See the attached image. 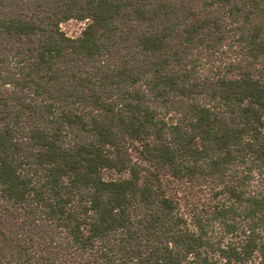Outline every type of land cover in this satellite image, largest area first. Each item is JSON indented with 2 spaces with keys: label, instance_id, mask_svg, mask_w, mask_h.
<instances>
[{
  "label": "trees",
  "instance_id": "16d2710c",
  "mask_svg": "<svg viewBox=\"0 0 264 264\" xmlns=\"http://www.w3.org/2000/svg\"><path fill=\"white\" fill-rule=\"evenodd\" d=\"M0 264H264V0H0Z\"/></svg>",
  "mask_w": 264,
  "mask_h": 264
},
{
  "label": "rangeland",
  "instance_id": "374dc122",
  "mask_svg": "<svg viewBox=\"0 0 264 264\" xmlns=\"http://www.w3.org/2000/svg\"><path fill=\"white\" fill-rule=\"evenodd\" d=\"M85 24L78 21H71L62 26V29L64 30L67 35L73 37L78 36L81 29L84 27Z\"/></svg>",
  "mask_w": 264,
  "mask_h": 264
}]
</instances>
